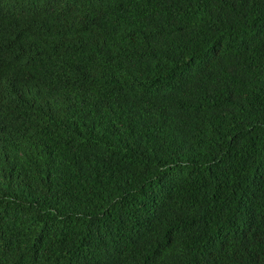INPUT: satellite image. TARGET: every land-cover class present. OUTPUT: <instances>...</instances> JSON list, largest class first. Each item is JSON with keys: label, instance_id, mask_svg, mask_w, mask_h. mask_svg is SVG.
<instances>
[{"label": "trees", "instance_id": "16d2710c", "mask_svg": "<svg viewBox=\"0 0 264 264\" xmlns=\"http://www.w3.org/2000/svg\"><path fill=\"white\" fill-rule=\"evenodd\" d=\"M0 264H264V0H0Z\"/></svg>", "mask_w": 264, "mask_h": 264}]
</instances>
